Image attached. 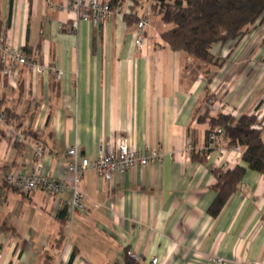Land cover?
I'll return each mask as SVG.
<instances>
[{
  "label": "crops",
  "instance_id": "0c3cea01",
  "mask_svg": "<svg viewBox=\"0 0 264 264\" xmlns=\"http://www.w3.org/2000/svg\"><path fill=\"white\" fill-rule=\"evenodd\" d=\"M151 4L118 0L108 20L93 24L77 18L70 0H0V21L8 25L1 38L62 71L59 81L49 70L38 75L20 65L9 76L0 71V107L12 127L0 124V264H69L72 256L71 264H125L129 252L160 264H207L211 255L264 264V174L247 168L244 148L237 158L229 147L218 161L208 125L196 121L205 111L253 115L264 141V19L239 41L214 47L218 63L206 65L171 50ZM135 9L151 16L142 52L136 23L125 17ZM124 136L162 160L110 181L86 172V210L72 222L60 218L62 198L5 183L8 173L37 165L70 181V147L93 159ZM225 161L246 171L212 217V170Z\"/></svg>",
  "mask_w": 264,
  "mask_h": 264
},
{
  "label": "trees",
  "instance_id": "16d2710c",
  "mask_svg": "<svg viewBox=\"0 0 264 264\" xmlns=\"http://www.w3.org/2000/svg\"><path fill=\"white\" fill-rule=\"evenodd\" d=\"M108 4L114 10L118 0H111ZM150 9L166 25L161 38L171 50L183 52L194 61L206 65L218 63V59L212 54L214 47L239 41L251 26L264 19V0H155L152 1ZM127 16H130L133 22H137L133 15L125 17L128 18ZM7 28V23L3 25L0 21V38ZM2 69L0 63V71ZM5 112L9 122L10 114L7 109ZM196 121L208 125L206 138L213 129L220 127L228 140V147L244 148L242 160L247 168L264 174V141L260 131L255 128L257 125L255 116L242 115L236 119L231 115L212 116L205 111L197 116ZM192 158L197 157L192 154ZM212 171L217 179L213 187L216 197L208 213L216 217L228 198L237 190L246 169L235 166ZM60 218L61 220L66 218L65 209ZM72 259L73 256L69 264ZM125 264L136 263L126 254Z\"/></svg>",
  "mask_w": 264,
  "mask_h": 264
},
{
  "label": "built area",
  "instance_id": "2783aa9c",
  "mask_svg": "<svg viewBox=\"0 0 264 264\" xmlns=\"http://www.w3.org/2000/svg\"><path fill=\"white\" fill-rule=\"evenodd\" d=\"M155 1V0H151ZM70 5L77 14V18L83 21H90L93 24L105 22L113 14L108 3L100 0H70ZM118 12H124V6L118 7ZM136 19V45L137 50H143L146 42V32L150 26V13H140L137 9L129 11ZM73 30L77 29V21L71 24ZM0 63L3 67V74L9 76L17 65L27 67L38 75L46 71L54 75L56 81L62 77V71L55 66L46 67L42 64L37 52H27L18 49L0 38ZM49 70V71H48ZM0 124L7 125L9 130L12 127L7 123L5 109L0 107ZM210 146L219 154L218 161L228 151V140L220 127L213 129L207 138ZM36 158H41L43 149L40 145H35ZM191 147L189 146V150ZM235 157L239 158L242 154V147H230ZM67 173L70 175V181H63L50 177L47 173L42 172L41 166L37 165L30 173L10 172L5 176V183L10 186L30 192L41 190L43 193L62 198V207L66 210V217L69 222L86 210V195L80 187L82 176L88 171H94L98 176L106 181H110L115 173L123 174L134 167L145 168L162 160V154L156 151L142 153L134 148L128 137H119L115 144L106 143L103 145L98 155L93 158L82 156L77 146H72L66 153ZM229 161H225L222 166L223 170L231 168ZM130 259L136 264H160L156 257L145 260L133 253H127ZM1 258V256H0ZM207 264H226V260L217 255H211L207 259Z\"/></svg>",
  "mask_w": 264,
  "mask_h": 264
}]
</instances>
